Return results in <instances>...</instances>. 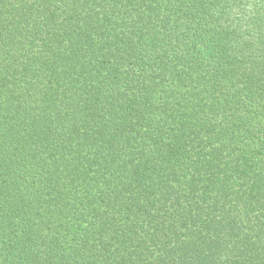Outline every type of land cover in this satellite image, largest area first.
<instances>
[{"label": "trees", "instance_id": "16d2710c", "mask_svg": "<svg viewBox=\"0 0 264 264\" xmlns=\"http://www.w3.org/2000/svg\"><path fill=\"white\" fill-rule=\"evenodd\" d=\"M0 264H264V0H0Z\"/></svg>", "mask_w": 264, "mask_h": 264}]
</instances>
